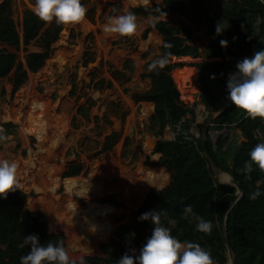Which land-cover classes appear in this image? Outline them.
<instances>
[{"label": "trees", "instance_id": "16d2710c", "mask_svg": "<svg viewBox=\"0 0 264 264\" xmlns=\"http://www.w3.org/2000/svg\"><path fill=\"white\" fill-rule=\"evenodd\" d=\"M30 2L35 4V0ZM218 3L226 14L225 22L229 24L226 38L228 46L225 48L219 43L224 40V33L215 34V25L220 19L215 13L209 14V10H213L210 0H162L128 10L135 16L159 18L169 13L185 16L196 26L205 23L207 34L212 39L210 46L201 52L193 45L195 39L190 26L177 28L163 19L151 22L143 33L145 37L155 30L161 35V55L147 64L144 77L150 79V88L134 92L132 98L136 102L154 104L153 121L159 126L158 135H162L167 126L174 128L176 135L173 139L159 138L154 145V152L161 154L160 165L170 174L169 184L161 190H150L133 214L138 220L142 213L159 211L161 224L170 228L173 237L181 242L201 245L210 251L214 264H226L228 251L223 223L227 208L236 197L237 188L216 181L202 144L204 125L200 126L199 136L190 132L191 125L196 122V112L180 99V92L171 74L175 67L183 64L169 61L174 56L199 58L203 53V60L193 66L201 83V102L209 111L207 120L226 104V82L229 74L236 71L237 62L244 59L241 57H252L257 50L264 48V0H218ZM30 14L31 11L24 14L25 37L32 34ZM13 26L12 0H4L0 2V42L19 45V39L10 31ZM62 28L61 24L57 31L46 33L44 50L30 56L29 70L37 72L43 67L48 56L47 50L59 38ZM162 56L167 57L165 66L149 71L148 65ZM218 57L221 60H209ZM12 72L13 92H16L25 82L27 73L17 63L15 53L0 48V78ZM230 130H239L243 141L232 143L224 133ZM212 133L221 135L215 140ZM118 139L119 133L108 135L103 150L111 149ZM259 142H264V120L259 117L252 119L232 103L208 127L207 151L216 165L231 173L243 189L242 198L231 209L226 221L235 264H264V171L258 169L249 157L251 149ZM246 162L252 169L247 174L241 171ZM81 170L80 164L70 165L64 175L72 177ZM257 190L260 195L255 200L249 199L250 194ZM26 199L27 194L20 187L10 191L7 198H0V264H20V257L27 254L29 247L21 248L19 245L23 237L30 234L38 235L41 244L59 241L65 247L64 234L49 232L46 214L39 209L25 208ZM105 201L115 203L111 197ZM186 205H191L194 213L212 222L210 233L196 230V222L183 212ZM169 220H174L175 224H169ZM143 222L146 225L132 233L128 232L127 226L116 230V238L125 239L126 247L116 240L114 245L101 243V256H86L81 261L83 264H117L124 254L138 255L153 227L150 221ZM81 261L75 262L81 264Z\"/></svg>", "mask_w": 264, "mask_h": 264}, {"label": "rangeland", "instance_id": "374dc122", "mask_svg": "<svg viewBox=\"0 0 264 264\" xmlns=\"http://www.w3.org/2000/svg\"><path fill=\"white\" fill-rule=\"evenodd\" d=\"M3 1L0 0V2ZM161 1L149 0L148 3H140L135 0H81L86 8L84 19L76 24H62L59 38L47 50L48 56L43 67L37 72H32L28 67L30 56L44 50L46 33L57 31L59 25L54 21L44 22L38 18L33 11L35 4H32L30 0H12L14 26L10 31L19 39V45L0 42V48L15 53L17 63L22 65L27 75L25 82L16 92H13V72L7 77L0 78V137H3L0 139V160L11 161V155L23 158L28 156L29 148L24 144L20 127L14 122L5 120V112L7 108L14 106L19 91L29 86L31 76L47 68L50 51L52 47H55L56 51L67 48L69 51L67 54H70V57L74 56L75 61L65 62L63 69L55 63L52 68V78L39 80L35 90L39 94H45L48 89L51 91L46 98L52 106L58 107L54 112V118H58L61 114L68 117L69 125L64 136L62 159L56 160V167L61 169V178H69L65 177L64 173L70 165L80 164L81 172L72 177L82 176L92 169L99 158L115 152L118 154L123 172L138 173L139 168L143 167L168 174L167 182L162 187L150 186L145 190L141 189L139 197L132 193L130 197L134 205L128 212L119 211L112 215L117 221L112 235L105 240L96 239L93 243L95 249L85 254L72 252L70 248L69 243L76 234L75 228L71 226L64 229H52L49 213L35 204L36 192L24 190L19 184L27 194L25 208L39 209L46 214L49 232L64 234L65 249L70 259L74 261H81L86 256H101V243L114 245L116 240L126 247L125 239L116 238V230L121 226H127L128 232L132 233L143 228L146 224L135 218L134 211L138 209L150 190H160L169 184L170 174L160 165L161 156L154 152V145L159 138L173 139L176 135L175 129L167 126L162 135H158L159 126L153 121V103L136 102L132 98L134 92H142L150 88V79L145 78L144 73L148 62L161 55V36L155 31L149 32L145 37L143 33L151 22L163 19L177 28L190 26L195 39L194 45L201 51L210 46L212 39L207 34L205 23L196 26L185 16L176 13H169L159 18L135 16L137 29L131 36H121L104 30L108 17L128 13L131 7L152 5ZM26 11H31L32 34L28 37L24 36L23 26ZM213 13V10H209L210 15ZM35 38L37 41L34 40ZM60 42L63 45H59ZM203 58V55L199 58L174 56L169 60L171 63L183 64L175 67L171 74L182 102L187 107L195 109L196 122L191 125L190 132L196 136H199L200 126L207 123L209 115V111L201 102V83L193 66ZM209 60L219 61L221 58ZM61 91L64 93L61 94ZM114 132L119 133L118 141L111 149L104 151L106 137ZM224 133L232 143L243 141L239 130ZM220 135L221 133H212L215 140ZM28 138L29 146L37 151L36 137L30 134ZM49 160L53 163V156ZM215 179L217 181L216 176ZM63 192L64 187H61L58 194ZM108 197H111L115 203L105 201ZM79 202L81 207H87L89 203L110 204L117 209L123 207V202L114 191H108L91 200L80 198Z\"/></svg>", "mask_w": 264, "mask_h": 264}, {"label": "bare ground", "instance_id": "6f19581e", "mask_svg": "<svg viewBox=\"0 0 264 264\" xmlns=\"http://www.w3.org/2000/svg\"><path fill=\"white\" fill-rule=\"evenodd\" d=\"M148 3L149 0H135ZM35 41L36 38L34 39ZM63 45V43H59ZM68 49L61 51L52 47L47 68L39 74L31 76L29 86L22 88L15 98V104L6 109L5 120L14 122L20 127L24 144L29 148L26 158L11 155V161L17 165L19 184L27 191H35V204L49 213L52 229L74 227L76 234L69 243L72 252L90 253L95 249L96 239L105 240L117 224L112 215L115 212L127 213L134 205L131 201L133 193L139 197V191L150 186L162 187L168 179L164 171L156 172L147 168H139L138 173L123 172L117 152L99 158L89 172L82 176L61 178V169L56 167V160L62 159L63 141L68 131V117L59 115L54 118L57 105L52 106L47 100L50 94H39L35 85L39 80L52 78L53 65L56 63L63 69L65 62L75 61L74 56L67 54ZM64 91H61L63 94ZM38 105V106H37ZM57 107V108H56ZM37 139V151L29 146V135ZM51 156L54 162L49 159ZM220 179L228 181L229 176L221 175ZM64 187L63 194L58 190ZM108 191H114L123 202L117 209L110 204L89 203L81 207L79 199H94Z\"/></svg>", "mask_w": 264, "mask_h": 264}, {"label": "clouds", "instance_id": "9594fccd", "mask_svg": "<svg viewBox=\"0 0 264 264\" xmlns=\"http://www.w3.org/2000/svg\"><path fill=\"white\" fill-rule=\"evenodd\" d=\"M33 11L42 21H54L57 25L79 23L86 14L81 0H35ZM225 21L216 22V35H222L229 27ZM136 29V17L131 12L108 17L104 28L106 32L121 36H131ZM219 43L221 47L228 46L226 40L222 39ZM166 63L167 57L162 56L152 61L148 70L162 69ZM235 67L236 71L229 74L226 82L227 99L252 119L259 117L264 120V48L257 50L251 58L245 57L237 62ZM249 157L258 169L264 171V142L257 143L251 149ZM251 170L246 162L241 171L247 174ZM19 187L16 163L0 160V198H7L10 191H16ZM259 195L257 190L250 194L249 199L255 200ZM183 212L196 222L197 231L210 233L212 222L194 213L191 205H186ZM160 217L159 211L145 212L138 217L139 221L151 222V235L138 255L124 254L117 260V264H214L210 251L197 243L177 240L171 235L170 228L161 224ZM168 223L174 225L175 221L169 220ZM19 246L29 247L27 254L20 257V264H76L59 241L55 244L51 241L41 244L38 235L30 234L23 237Z\"/></svg>", "mask_w": 264, "mask_h": 264}, {"label": "water", "instance_id": "95a60500", "mask_svg": "<svg viewBox=\"0 0 264 264\" xmlns=\"http://www.w3.org/2000/svg\"><path fill=\"white\" fill-rule=\"evenodd\" d=\"M210 1H211V6H212V9H213L214 13L219 17L220 21L221 20H224V17L226 16V14L221 9V7H220V5L218 3V0H210ZM223 33H224V40H226V38H227V29ZM241 58H245V57H241ZM249 58H251V57H249ZM230 103H231V101L227 100L226 104L220 110L213 112V114L209 117V119L207 120V123L203 127L202 144L204 146L205 155H206L208 161L210 162L211 168L213 169L214 174H215V176L217 178V182L220 183V184L227 185V186H235L237 188L236 197L229 204V206L227 208V211H226V214H225L224 223H223V235H224V239H225L226 247H227V251H228V262L226 264H235V255H234L233 249H232V247L230 245L229 237H228V234H227L226 221H227V217H228V214L231 211V209L242 198V196H243V189H242V186H241L240 182H238L231 175V173H229L228 171H225V170H221L216 165V163L214 162V160L212 159L211 155L209 154V152L206 149V138H207V134H208V127H209V125L213 122V120L217 116H219L223 111H225V109L227 108V106ZM152 112L154 113V104H153ZM158 155L161 156V154H159V153H158ZM221 175H223V176L224 175L229 176V180L228 181L221 180L220 179V176Z\"/></svg>", "mask_w": 264, "mask_h": 264}, {"label": "crops", "instance_id": "0c3cea01", "mask_svg": "<svg viewBox=\"0 0 264 264\" xmlns=\"http://www.w3.org/2000/svg\"><path fill=\"white\" fill-rule=\"evenodd\" d=\"M193 24V23H192ZM155 31V30H154ZM155 32H157V31H155ZM160 35V34H159ZM161 36V35H160ZM192 36H193V34H192ZM194 37V36H193ZM162 38V37H161ZM193 45H194V43H193ZM194 46H196V45H194ZM197 47V46H196ZM198 48V47H197ZM199 49V48H198ZM200 50V49H199ZM201 51V50H200ZM205 51V50H204ZM204 51H201V52H204ZM201 55H203V53L201 54Z\"/></svg>", "mask_w": 264, "mask_h": 264}]
</instances>
